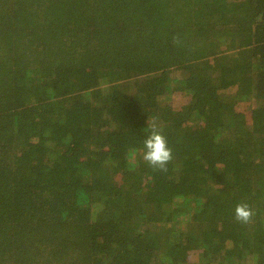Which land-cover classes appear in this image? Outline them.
Here are the masks:
<instances>
[{"label":"trees","instance_id":"trees-1","mask_svg":"<svg viewBox=\"0 0 264 264\" xmlns=\"http://www.w3.org/2000/svg\"><path fill=\"white\" fill-rule=\"evenodd\" d=\"M0 264H264V0H0Z\"/></svg>","mask_w":264,"mask_h":264},{"label":"clouds","instance_id":"clouds-1","mask_svg":"<svg viewBox=\"0 0 264 264\" xmlns=\"http://www.w3.org/2000/svg\"><path fill=\"white\" fill-rule=\"evenodd\" d=\"M149 132L142 142L140 152L142 160L152 169L167 172L168 165L173 160L172 149L168 146L162 129L153 121L148 124ZM234 219L241 224H248L256 215L254 209L247 203H239L234 209Z\"/></svg>","mask_w":264,"mask_h":264}]
</instances>
